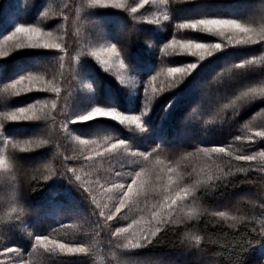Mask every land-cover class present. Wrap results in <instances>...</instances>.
<instances>
[{
	"label": "trees",
	"instance_id": "1",
	"mask_svg": "<svg viewBox=\"0 0 264 264\" xmlns=\"http://www.w3.org/2000/svg\"><path fill=\"white\" fill-rule=\"evenodd\" d=\"M24 1L0 0V40L17 24L37 23L34 21L40 11L39 4L45 0ZM263 3L264 0H161L158 4L139 8L133 14L127 9L131 4H127L125 10L89 13L94 22L99 23L98 27L105 30L107 38L117 43L127 77L135 75L139 79L141 76L142 81L134 94L131 90L135 89L114 80L95 61L78 55L83 49L68 32V23L61 49L28 50L10 57L0 56V158L3 160L0 175L7 176L5 183L0 182V188L8 187L9 181V187L12 186L11 195L0 201V264H15L17 258L23 259L24 264H130L128 259L140 261L147 256H164L176 264H264V140L246 139L251 132L264 130V96L261 95V89H264V41L257 39L246 45L232 44L225 42V38H229L225 33V41L221 44L227 47L205 56L202 61L197 56H177L176 51L170 52V43L174 41H218L205 31L180 27L196 19H238L251 31L260 32L258 38H261L264 36ZM69 4L75 5L76 0ZM11 19L14 22L10 23ZM74 23L76 28V19ZM234 36L240 38L237 33ZM245 59L255 62L237 70L236 74L229 70L218 77L214 72L218 81L213 86L207 85L203 92L201 89V95L204 92L217 95L218 101L229 97L225 104L232 107L222 110L221 114L217 107L213 114L205 115V104L212 101L200 100V92L193 89V83L201 76L203 80L213 78L212 70L219 71L221 61L229 60L231 69L232 62ZM188 64L196 66L179 83L168 87L165 92L156 90L149 95L148 87L152 85L146 83L151 82L153 76L157 82L158 79L169 81L165 76L167 69H184ZM21 74H31L42 81L30 85L25 79L13 88V81ZM228 76L245 80L240 93L230 95L222 91V80ZM124 80L128 83L126 76ZM80 82L86 83L87 89H80ZM53 87L59 92L51 91ZM248 89L254 90L250 93L254 98L235 101L236 94L238 96ZM95 106L114 108L125 115L137 114L140 127L132 129L102 117L74 120L78 112ZM19 107L28 110L38 107V113L45 115L46 121L11 123V120L3 119V115L13 113ZM141 108L145 110L143 113ZM66 113L69 120L64 118ZM231 125H236L235 129L229 130ZM42 127L47 128L43 142L36 138ZM226 131L229 132L227 136ZM236 136L242 139L235 140ZM74 137L104 145L117 140L126 141V146L106 155L104 161L110 169L119 168L125 147L129 151L148 152L146 160L137 157L139 166L134 171L140 170L139 178L144 183L147 175L149 180L161 184L168 182L170 177L171 186L167 187L171 195L187 188L189 195L179 200L176 207L185 203L187 197L185 206L192 214H182L180 209L184 208L181 207L177 209L179 213L175 215V222L157 225L149 220L148 228L155 231L159 227L160 231L147 247L125 249L120 246L124 242L117 241V238H112L109 243V232L115 231L124 221L116 217L112 221L99 218L104 227L97 228L94 221L98 217L92 213L96 203L102 204L103 198L94 196L93 191L87 198L76 185L85 187L83 180L75 181L73 176L71 181L57 175L67 168L75 169L82 161L77 157L84 145L76 139L73 142ZM220 147L225 149L224 153L213 151ZM154 148L155 152L152 151ZM241 154L256 158L239 161L236 156ZM151 157L159 161L162 169L158 181L151 173L141 171L156 166L155 162L151 164L155 160ZM22 159L28 161V165L21 172ZM169 167L172 172H168ZM129 171L125 169L124 173ZM209 176L213 179L209 180ZM130 181L127 179L128 183ZM146 191L149 193V189ZM160 194L164 197L160 200L161 205L168 194L161 189L157 200ZM111 207L114 205L103 207L106 214ZM153 209L149 212L152 213ZM220 212L224 215H218ZM179 214L184 221L180 219L182 216L178 219ZM134 226L131 224V229ZM35 235H47L49 240L70 246L83 245L88 251L70 253L56 248L50 252L40 245L32 248ZM186 235L190 236L188 242L192 241L189 244L203 256V263L195 262L200 258L193 251L186 252L183 242ZM195 236L200 238L199 241H193ZM5 247L18 251L4 253ZM47 248L51 249L52 245Z\"/></svg>",
	"mask_w": 264,
	"mask_h": 264
},
{
	"label": "rangeland",
	"instance_id": "2",
	"mask_svg": "<svg viewBox=\"0 0 264 264\" xmlns=\"http://www.w3.org/2000/svg\"><path fill=\"white\" fill-rule=\"evenodd\" d=\"M28 2V0H25L24 2ZM71 0H45L42 4L40 2L38 9L40 10L35 21L37 22L35 24L32 23H21L24 26H33V27H38L41 29V31L43 33H52L51 37H47L45 36L44 39L49 40V42H55V43H59L61 44V48L63 47V43H64V35L67 32V29L64 31L65 28H67V23H68V32H71L72 35L76 38V42L78 44L79 47H81L83 49L82 53H78V55H83L85 58H89L93 61H95L100 67H102L108 74H110L114 80L119 81L122 83V85H126V87H130V89H135V90H131L133 92V94L136 91V87L139 85L140 80L142 81V78L140 76V78L138 79L135 75H129L127 77V73L125 71V68L123 67L125 64L122 63V58L120 59V55L117 56L115 54H113L110 51H107L106 49L108 48V45L113 43L111 42L107 36H106V32L104 29H102L99 26V23H95L93 18L90 17L91 15H89V13L94 14L96 11H107V12H111L112 9L114 10H125L127 7V4H131L127 9H128V13L129 14H133V12L131 11L132 8L136 7V11L139 10V8H143V7H147L149 5H155L161 2V0H148V2L146 4H143L141 2V0H120V2L124 5L122 8H115V7H101L98 5H93L91 3V0H76V4L73 6H70L69 2ZM74 1V0H73ZM23 3V2H22ZM264 4V3H263ZM31 5V2H30ZM137 5H140V7H137ZM32 7V6H31ZM42 7V8H41ZM75 7V8H74ZM73 8V9H72ZM132 17L134 15H131ZM75 19L78 22L75 28ZM139 19V17L137 18V20ZM155 19V17L153 18V20ZM14 22L12 19L10 20V23ZM54 24V25H53ZM264 27V24L262 25ZM15 27L14 26L13 30H11L10 34H5L4 37L0 40V56H12L14 54L20 53V52H26V51H30V50H48V49H41V48H24V49H17L15 47L17 42L23 41V42H27L29 37L27 35H25L24 33L20 32V33H16L15 32ZM196 30L199 31H205L202 28H196ZM119 31V30H118ZM215 37L218 38V41H216L215 43H205V44H217L218 42L221 41H225V42H230L229 38H225V33H228L227 37L230 36H234L236 33L230 29L225 28L223 30V34L220 33V31L218 30H213L212 32H208L205 31ZM117 35V34H115ZM251 36L252 41L253 40H257L260 39L258 38L260 35V32H258L257 30L253 29L251 31V33L249 34ZM225 38V40H223ZM32 39H39V37H35L33 36ZM237 39H239L237 37ZM79 40V41H78ZM184 42L183 46L181 45V41H174L173 43H170V52H177V56H179V54L181 56H188V55H192L193 51H196L195 49H191L188 50L187 48V40L183 39L182 40ZM194 43V42H193ZM197 43V42H195ZM198 43H203V42H198ZM233 44V43H232ZM82 51V50H81ZM6 54V55H4ZM198 57V56H197ZM167 63H169V66L172 64L171 60L167 61ZM235 62H232L230 65L234 64ZM239 63V62H237ZM183 64V63H182ZM229 65V60L226 61H221V69H219V71L217 70H212L213 72V78L209 77L206 80H203V77L201 76L200 79H198V81H195L193 83V89L198 91V93L201 91H204L203 89H207V85L213 86V83L217 82L218 80L216 75L218 76H223L224 73H227L230 69L228 67ZM223 67H226L225 69H222ZM175 68V67H173ZM167 73H165V76L168 78L169 77V81L168 80H162V79H158V82L156 81V77H152L151 78V82L148 81L146 83L147 84H151L152 86L148 87V90H150L149 95L155 93V91L157 90L158 92H165V90H167L168 87H171L172 85H174L175 83H179L184 77V75L182 74H178V73H170L168 71V69L166 70ZM211 72V71H210ZM214 72L216 73V75L214 74ZM223 72V74H222ZM178 74V75H176ZM125 76L128 79V83L127 81H125ZM164 76V75H163ZM215 76V77H214ZM218 76V77H219ZM237 79H230L229 76L223 78L222 82L224 83V87L222 88V91L227 92V94H234L235 92L240 93L241 92V87L245 84V80L244 79H240V77H235ZM176 79H179V81H177ZM175 82H174V81ZM42 81L41 78H36L32 81H27L28 84L30 85H37L38 82ZM171 81V82H170ZM49 84V83H48ZM78 86L80 87V89L85 90L87 89V85L84 82H80L78 84ZM240 88V89H239ZM43 90V88H41ZM8 93L11 92L10 89H8ZM171 90V89H170ZM10 94V93H9ZM203 94V93H202ZM200 98V100H204L205 102L207 101H212L211 104L207 105L205 104V108L203 109L206 114H213L215 112V108H219L218 109V113L221 114L222 110H229L232 107L227 106V104H225V102L229 101V97L228 99L225 98L222 101H218L219 97L216 95H211L209 94H205L201 95L198 94ZM107 96H109V93H107ZM237 96V94H236ZM231 97V96H230ZM233 97V96H232ZM214 101V102H213ZM43 103V101L41 102ZM39 107H41V109L43 108V105H39ZM38 107L36 108H31L29 109V111L27 112V115H37L40 117L39 120H37L38 122H45V115H42V113H38L37 110ZM74 109V108H73ZM91 109L85 110V111H80L77 113L78 116H75V121H81L79 120V117L81 115L86 114L88 111H90ZM142 110V111H141ZM140 112L143 113L145 110L141 108ZM224 110V111H225ZM75 111V110H74ZM77 112V110H76ZM14 113V112H13ZM12 114V113H8V115H3V119L4 120H10L8 119V116ZM218 114V116H219ZM42 115V116H41ZM129 116H135V115H129ZM137 116V114H136ZM97 118V117H95ZM101 118V117H98ZM102 118H108V119H112L110 117H102ZM94 119V118H92ZM91 120V119H90ZM114 120V119H113ZM2 121V118H1ZM116 121V120H115ZM11 123H15V121H10ZM119 122V121H117ZM120 123V122H119ZM141 124V121L139 122V125ZM1 125V124H0ZM124 126H127L129 128L132 129H139L140 126H138L136 123H131L129 124L128 122L123 123ZM236 125H231L229 126V130L231 129H235ZM1 128V127H0ZM41 131L37 133L36 138H38V140H42V142L45 139V135L47 133V128L45 129V127L40 129ZM226 136L227 134H229L228 131H226L224 133ZM224 134L222 135L224 137ZM0 137H1V130H0ZM78 141L79 143L83 144L84 147L82 146V150L81 153L79 155V157H77V159L82 160L79 164V166H77L74 170H75V175H78L81 177V182L83 180V183L85 184V187L89 188V192L93 191V195L97 196L100 195L103 198V201H101V208L103 209L104 206H111L114 205V207H111V211L115 212V208L116 206H118L119 203V198L116 195L115 191L109 192L107 191L108 188H110V184H106L105 183V179L109 178V173H112L113 170H120L119 168H113L110 169V166L108 165V163L106 161H104V158H97L95 160V162H85V158L88 155H94L95 152L97 151V149L99 148L101 152H103V147L105 146L104 144H102L101 142L99 143H92L89 142L87 140L84 139H78V138H73V142ZM100 144V145H99ZM41 145V144H40ZM83 151V152H82ZM88 151H90V153H88ZM83 153V154H82ZM1 156V154H0ZM151 158H155V157H151ZM1 159V158H0ZM157 163L156 166H154L152 169H143V172L146 171L147 173H151L152 177L155 178L154 180L157 179V177L159 176V174L162 172V169L160 168V163L159 161L155 160L151 162V164L153 163ZM106 166H103V164ZM28 165V161H26L25 159H22L20 161V171L22 172L23 169H26L25 167H27ZM137 170V169H136ZM133 171L132 172V176H135V172H140L139 171ZM124 176H128V174L123 173ZM147 175V174H146ZM7 176H3L2 174L0 175V182L1 183H5ZM151 177V178H152ZM4 178V179H3ZM3 179V180H2ZM143 179V176H142ZM150 177L147 175L145 176V183L138 178V184L136 185V187L139 189L138 193H135L132 198L129 200V204L127 206H125L124 208H121L120 212H117L113 219L116 217L117 220L120 218L122 219L124 222L121 223L119 226H117V228H125L127 229V232L125 234H123L121 237L117 238V241H121L122 243L125 242V238H132L134 235H139L140 232L142 230H150V222L154 221L153 223H156L157 225H159L158 220L159 219H163L167 222H175L176 219V214L179 213L177 211V209L183 207L184 210L180 209L182 214H186V216H190L192 214L191 210L189 209L187 205V197L185 198V203H183V201H180V203H183L181 205L177 204L179 203V200H177V204H175L173 206V208L171 210L167 209V208H163L160 205V200L163 199V195L160 194V198H158L157 200V196H159V191H161V189L165 192V188L167 186H169V181L161 184V183H155L151 180H149ZM99 182V185H103V187H99L97 185L96 182ZM151 181V182H150ZM158 181V179H157ZM172 181V180H171ZM117 182H122V183H128L127 180H120ZM189 182L191 183V179L189 178ZM9 182H7V186L8 187H4V188H0V201L3 202L2 200H4V198H6V196L11 195L9 193V190H11L12 186L9 187ZM131 183V181L129 182ZM93 188H95V190H93ZM146 189H149V193L148 191H146ZM198 190V189H197ZM199 191V190H198ZM20 192V190H19ZM176 192V191H175ZM156 195H154V194ZM168 194V193H167ZM172 194V193H171ZM175 194V193H173ZM195 196V193L193 194ZM253 194H250L249 196H251ZM259 197V196H258ZM254 199V196L252 197ZM193 200H195V198H193ZM195 204V202H193ZM152 207H154L152 213H150L149 211L152 209ZM194 208L196 209H202L200 206H194ZM6 211V210H5ZM153 212H159L161 215L154 220L153 219ZM1 214V213H0ZM180 216H182L181 214L178 215V219L180 218ZM185 216V215H184ZM183 221L185 220L184 217L182 216ZM263 221V220H262ZM179 221H176V223ZM131 224L135 225L133 227V229H131ZM139 225V226H136ZM190 240V236L186 235L183 238V242L184 245L186 246L185 249L187 253L193 251L195 255H197L198 258H200V261H195L196 263L200 262L203 263L204 262V258L203 256L196 250H194V248L189 244L190 242H188ZM196 240V236L195 239L193 240L195 242ZM193 242V243H194ZM193 249V250H192ZM128 262L130 264H176L175 261L171 260V259H166L164 256H158V257H153V256H147L145 257L144 260H131L128 259ZM13 264V263H12Z\"/></svg>",
	"mask_w": 264,
	"mask_h": 264
},
{
	"label": "snow or ice",
	"instance_id": "3",
	"mask_svg": "<svg viewBox=\"0 0 264 264\" xmlns=\"http://www.w3.org/2000/svg\"><path fill=\"white\" fill-rule=\"evenodd\" d=\"M143 4H146L148 0H141ZM166 2V0H165ZM91 3L93 5H98L104 8H107L109 6L115 7V8H122L124 5L120 2V0H91ZM137 7H140V5H137ZM131 11L133 13L136 12V7L132 8ZM164 19L167 20V15L164 16ZM181 28H202L205 31L212 32L213 30L220 31L221 34H223V30L225 28L230 29L234 31L235 33L239 34V39H237L236 36H230L229 41L230 43H234L237 45H246L250 43H254L252 41L251 36L248 35V33L251 32V29L244 24L240 23L238 19H196V20H190L184 24L180 25ZM16 33H24L29 37L27 42H17L15 47L17 49H24V48H41V49H61V44L55 43V42H49V40L44 39L45 36L51 37L52 33H43L40 28L33 27L31 25L24 26L23 24H17L15 27ZM39 37V39H32V37ZM261 41H264V36H261ZM175 43V42H174ZM183 46L184 42H180ZM67 45H65L66 47ZM222 47H227L226 45H222L220 43L217 44H205V43H193L191 40L187 42V48L188 50L195 49L196 51L192 52L193 56H198L199 60H204L205 56H210L214 52H217L222 49ZM107 51L112 52L113 54L119 56L120 53L117 51V43H111L108 45ZM6 55V54H4ZM255 61L254 60H241L239 63H234L231 65L230 71L233 72V74L237 73V70L244 69L246 65H251ZM195 64H188V66L184 69L180 68H169L168 71L170 73H181L182 75L189 74L192 69L195 67ZM63 67V64L61 63V68ZM25 79L32 81L36 79L35 76L29 74L25 76L24 74H21L18 76V79L13 81L12 87L15 88L17 85H19L21 82H23ZM23 91H28V89H23ZM53 92H59V89L56 87H53L51 89ZM253 89H248V91L242 92L240 95L235 97V101H244L245 99H252L254 96H250V93H253ZM261 95L264 96V89H261ZM230 103H234L230 102ZM53 107H55V103L53 104ZM29 110L24 107L16 108L15 112L10 114L8 116V119L12 121H33V120H39L40 117L33 114V115H27V112ZM95 117H110L116 121H119L121 124L128 122L136 123L139 126L140 117L139 116H129L125 115L119 111H117L114 108H105V107H99L95 106L92 107L90 111H88L86 114L81 115L79 117V120L81 121H87ZM65 120H69V117L67 113L65 114ZM66 126V125H65ZM2 127V125H0ZM144 128H141V131H143ZM256 138H260L261 140H264V130H257L255 132H251L250 135L246 137L248 141H253ZM242 138L240 136H236L235 140H241ZM6 142V141H5ZM48 141H45L47 143ZM127 142L124 140H117L115 143L107 144L103 147V152L100 151L98 148L94 155H88L85 158V162H95L97 158H104L106 155L112 154L120 148L121 146H126ZM158 147V145H157ZM155 148L152 150L155 152ZM213 151H219L221 153L225 152V149L223 147H220L219 149H213ZM230 155V153H229ZM149 153L140 151H129L127 147H125V153L119 160V169L120 170H113L112 173H109V178L105 179L106 184H110V188L107 189V191L112 192L115 191L116 195L119 198L118 206L115 208V212H112L111 210L108 211L106 214L105 211L101 208L99 203H96V208L93 210V215L97 216L98 219L94 221V224L97 228L103 229L104 225L100 222L99 218H103L105 221H112L114 215L117 212H120L121 208H124L129 204V200L132 198V196L135 193H138L139 189L136 187L138 184V178L141 175V172H135V176H132V171H134L135 167L139 166V160L137 157H143L145 160L148 158ZM114 158V157H113ZM255 156L253 155H237L236 159L239 161H253L255 160ZM0 165H3V160L0 159ZM130 169L128 176H124V170ZM143 171V169L141 170ZM168 172H172L171 167L168 168ZM71 174V175H70ZM59 176H64L69 178L71 181L73 180V176L75 177V181H80L81 177L78 175H75V170L73 168H67L61 173H57ZM131 179V183H122L117 182L120 180H127ZM209 180L213 179L211 176L208 177ZM219 179V177H217ZM99 187H103V185H99V182H96ZM79 189L83 191L84 194H86V197L88 198L91 193L89 192L88 187H84L82 184H76ZM171 186V178L169 177V187ZM169 187L165 188V193H169ZM95 190V188H93ZM189 195V190L187 188L182 189L180 191H176L174 195L168 194L165 195V199L161 207L167 208L171 210L173 206L177 203V200L184 199L185 196ZM92 200L95 201V197H92ZM107 206H105L106 208ZM99 210V211H97ZM161 214L159 212H153L152 216L153 219L156 220ZM218 215L223 216L224 213L220 212ZM159 224H165L167 221L163 219L158 220ZM110 227V226H109ZM131 227V226H129ZM160 231V228L157 227L155 231L151 230H142L139 235H134L132 238H125V242L121 244L120 246L125 249H140L143 247H147L148 245L153 243V237L156 236V233ZM264 231V230H262ZM127 232V229L125 228H116L115 231L109 232V243L112 242V238H119L123 234ZM29 235H32V233H29ZM199 237H196V240L199 241ZM37 245H40L41 247H44L47 251L54 252L56 248H59L60 251L67 250L70 253H85L88 251L86 247L83 245H68L64 243H58L57 240H49V237L47 235H35V243L31 244L32 248H36ZM47 245H52L51 249L47 248ZM12 251H18V249L13 248H4V253L12 252ZM15 264H24L23 259L17 258V261Z\"/></svg>",
	"mask_w": 264,
	"mask_h": 264
}]
</instances>
